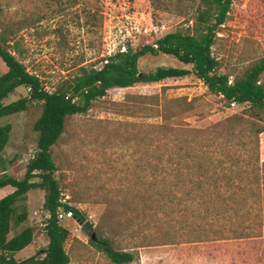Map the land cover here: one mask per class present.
Listing matches in <instances>:
<instances>
[{"label": "rangeland", "instance_id": "rangeland-1", "mask_svg": "<svg viewBox=\"0 0 264 264\" xmlns=\"http://www.w3.org/2000/svg\"><path fill=\"white\" fill-rule=\"evenodd\" d=\"M166 1V7L155 10L151 0H0L3 47L53 92L80 68H101L122 46L138 50L165 34L191 30L196 0ZM212 53L220 61L217 73L231 81L264 57V0H232ZM161 66L192 70L166 55L138 62L142 74ZM6 70L0 59V75ZM260 83L264 86V74ZM27 93L18 88L4 104ZM41 111V104L32 102L17 120V142L6 148L3 163L8 166L12 155L16 160L5 174L0 168V179L23 178L35 151L32 127ZM261 128L264 113L228 106L190 74L108 90L85 114L66 119L51 157L62 201L78 208L114 249L132 253L130 264H264L260 198L249 195L264 188V168L257 171L238 161L253 163L257 156L264 162V131L254 134ZM215 144L211 165L205 154ZM197 150L203 169L193 164ZM230 156H236L233 162ZM229 174L230 185L246 188L243 192L227 190ZM199 180L203 193L196 189ZM12 191L0 188V199ZM235 192H242L235 196L240 205L228 196ZM168 198L173 202L168 204ZM43 202V191L28 192L23 202L28 221L18 227L11 223L8 239L34 229L32 243L15 255L18 261L47 245ZM60 223L69 232V264H112L88 244L74 218Z\"/></svg>", "mask_w": 264, "mask_h": 264}, {"label": "trees", "instance_id": "trees-1", "mask_svg": "<svg viewBox=\"0 0 264 264\" xmlns=\"http://www.w3.org/2000/svg\"><path fill=\"white\" fill-rule=\"evenodd\" d=\"M151 1L155 10L167 5L166 0ZM196 2L191 20L193 26L188 32L165 34L152 45L143 46L138 50H133L128 46L125 53H116L114 56L107 57V62L98 70L80 68L74 78L62 83L53 92H48L39 78L28 73L12 53L3 47L7 45V39L2 34L0 21V59L7 68L6 72L0 75V168L3 174L16 160V156L12 155L8 158V166L3 163L6 148H14L17 142V120L28 110L32 102L40 103L42 106L41 114L32 127L33 132L37 134L35 151L33 158L27 161L23 178L17 180L4 176L0 179V188L10 187L13 189L12 193L0 199V264L70 263L69 256L65 251L69 232L61 225L56 214L60 210L71 213L74 220L80 222H85L86 217L78 208L62 201L59 181L55 178L56 167L51 157V148L64 133L66 119L70 116L85 114L92 103L103 98L108 90L130 88L138 82L159 83L167 79H180L193 74L204 84L210 94L221 97L228 106L235 104L247 107L250 111H256L258 114L259 112L264 113V86L260 83V77L264 74V57L249 66L233 81L229 79L228 75L217 73L220 61L213 55L212 48L216 43L218 29L228 19L232 0H196ZM159 55L171 56L184 65L192 66V70L161 66L148 74L140 73L138 62L141 58ZM18 88L27 89V97L10 104H4L9 95ZM232 119H236V117H230L229 121ZM263 131L262 128L256 129L254 134L257 137ZM215 146L216 144L210 146L211 149L205 154L211 165L214 164L217 150V148L213 149ZM201 150H197L192 155L193 164H196L198 169H203L204 165ZM235 157L230 156L229 161L233 162ZM238 161H244L248 167L252 166L256 170L264 168V162L261 163L257 156L253 163L247 162L245 159L240 160V158ZM235 177L240 178L241 175ZM226 179L228 191L234 192L236 189L243 192L246 189L230 185L233 179L230 174ZM200 180L198 183L196 182V189L203 193L206 188L201 185ZM216 181L219 180L216 178ZM256 184L259 185L258 179ZM213 186L218 187V185ZM33 190L44 192L42 209L45 214H49V218L44 219L43 229L47 245L35 256L18 261L15 259V255L32 243L34 229L27 227L10 239H8V235L11 231V223L18 227L28 221V208L23 202L26 201L28 192ZM259 191L261 193L258 195L255 192H251L249 195L253 198H260L261 209L259 211L262 212V222L264 223V210H262L264 208V188ZM241 193L235 192L228 195L233 201L232 204H242V201L235 197ZM222 194L219 190L217 195L221 196ZM222 198L224 197L222 196ZM167 202L168 204L172 203L173 199L168 198ZM256 202L257 200L254 199V205ZM256 205L258 204L256 203ZM235 212L238 211L235 210ZM242 238L238 237L237 239ZM98 240L99 243L88 240V244L102 252L112 264H130L134 261L132 253L117 251L107 239L98 237Z\"/></svg>", "mask_w": 264, "mask_h": 264}, {"label": "water", "instance_id": "water-1", "mask_svg": "<svg viewBox=\"0 0 264 264\" xmlns=\"http://www.w3.org/2000/svg\"><path fill=\"white\" fill-rule=\"evenodd\" d=\"M80 227V231L93 243H99L96 232L94 231L93 225L89 221L80 222L75 220Z\"/></svg>", "mask_w": 264, "mask_h": 264}, {"label": "built area", "instance_id": "built-area-1", "mask_svg": "<svg viewBox=\"0 0 264 264\" xmlns=\"http://www.w3.org/2000/svg\"><path fill=\"white\" fill-rule=\"evenodd\" d=\"M154 29V28H153ZM155 30L156 29H154V33H155ZM147 29H145L144 30V32L145 33H147ZM126 50H127V47L126 46H122V49L120 50V51H118L117 53H125L126 52ZM116 54V53H115ZM114 54V55H115ZM113 55V56H114ZM112 55H110L109 54V56L108 57H111ZM107 60V59H106ZM106 60H104V64L107 62ZM95 69H97V68H95ZM98 69H100V68H98ZM97 69V70H98ZM233 105H235V104H233ZM31 158H33V155L31 156ZM56 216H57V219L61 222V221H63V220H65V219H73V216H72V214L71 213H65V212H63V211H59L57 214H56ZM49 218V214H45V216H44V219H48ZM45 225L43 224V227H44Z\"/></svg>", "mask_w": 264, "mask_h": 264}, {"label": "crops", "instance_id": "crops-1", "mask_svg": "<svg viewBox=\"0 0 264 264\" xmlns=\"http://www.w3.org/2000/svg\"><path fill=\"white\" fill-rule=\"evenodd\" d=\"M5 188H7V187H5ZM10 188V187H9ZM12 193V192H11Z\"/></svg>", "mask_w": 264, "mask_h": 264}]
</instances>
